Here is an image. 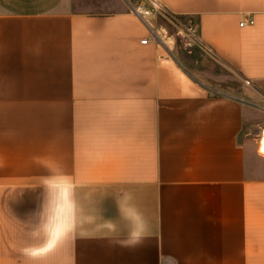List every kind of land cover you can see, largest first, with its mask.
<instances>
[{
    "label": "crops",
    "instance_id": "crops-1",
    "mask_svg": "<svg viewBox=\"0 0 264 264\" xmlns=\"http://www.w3.org/2000/svg\"><path fill=\"white\" fill-rule=\"evenodd\" d=\"M156 1L0 0V264H264V0Z\"/></svg>",
    "mask_w": 264,
    "mask_h": 264
},
{
    "label": "rangeland",
    "instance_id": "rangeland-1",
    "mask_svg": "<svg viewBox=\"0 0 264 264\" xmlns=\"http://www.w3.org/2000/svg\"><path fill=\"white\" fill-rule=\"evenodd\" d=\"M149 0H76L75 6L79 11H84L88 13H113L120 10H130L132 12L133 8L140 4L146 3ZM133 13V12H132ZM156 18L153 22L156 27L164 28L167 30L168 34L173 38V43L171 45L175 46V49L185 50L187 45L182 37L177 36L176 29L173 25L161 16H155ZM151 20V18H150ZM185 48V49H184ZM206 65L209 67L217 68L216 66L209 63V61L215 63L213 58H205ZM220 69L217 70V74L224 77L225 83L221 84L225 86V93L233 94L238 96L239 92L242 91L243 80H241L238 75L226 66L218 65ZM202 69H206L205 66ZM247 84V82H246ZM215 85V84H212ZM249 85V84H247ZM213 87V86H212ZM246 103V102H245Z\"/></svg>",
    "mask_w": 264,
    "mask_h": 264
},
{
    "label": "built area",
    "instance_id": "built-area-1",
    "mask_svg": "<svg viewBox=\"0 0 264 264\" xmlns=\"http://www.w3.org/2000/svg\"><path fill=\"white\" fill-rule=\"evenodd\" d=\"M148 2L150 3V6L140 3L132 10L133 14L150 24L151 36L143 39L141 41L142 44H147L149 40H153L156 44H164L169 47V45L173 43V38L168 34L166 29L151 25L150 18L155 16H161L170 22L176 29L177 36L182 37L187 46L201 44L198 27L190 19L170 12L156 0H149ZM248 23L253 24L254 20L251 18L248 20ZM244 24L245 23L243 22L240 25L243 26ZM205 49L212 57L215 56V52L211 48L205 46ZM246 82L247 84L250 83V81Z\"/></svg>",
    "mask_w": 264,
    "mask_h": 264
},
{
    "label": "bare ground",
    "instance_id": "bare-ground-1",
    "mask_svg": "<svg viewBox=\"0 0 264 264\" xmlns=\"http://www.w3.org/2000/svg\"><path fill=\"white\" fill-rule=\"evenodd\" d=\"M264 131V130H263ZM260 151H261V153H263L264 154V132H263V136H262V138H261V140H260Z\"/></svg>",
    "mask_w": 264,
    "mask_h": 264
}]
</instances>
